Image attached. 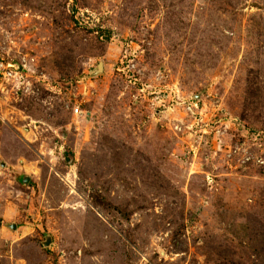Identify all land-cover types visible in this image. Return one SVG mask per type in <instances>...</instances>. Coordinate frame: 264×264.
<instances>
[{"label":"rangeland","instance_id":"obj_1","mask_svg":"<svg viewBox=\"0 0 264 264\" xmlns=\"http://www.w3.org/2000/svg\"><path fill=\"white\" fill-rule=\"evenodd\" d=\"M0 63V264H264V0H0Z\"/></svg>","mask_w":264,"mask_h":264},{"label":"built area","instance_id":"obj_2","mask_svg":"<svg viewBox=\"0 0 264 264\" xmlns=\"http://www.w3.org/2000/svg\"><path fill=\"white\" fill-rule=\"evenodd\" d=\"M5 70H6V67L4 66V64L0 63V78L2 75L3 76L11 75L9 73H5L6 72ZM180 104L183 106L185 110H188L191 113H193L194 110L198 109V104L192 101L189 103L187 101H180ZM78 113H79V109H76L75 114H78Z\"/></svg>","mask_w":264,"mask_h":264},{"label":"water","instance_id":"obj_3","mask_svg":"<svg viewBox=\"0 0 264 264\" xmlns=\"http://www.w3.org/2000/svg\"><path fill=\"white\" fill-rule=\"evenodd\" d=\"M22 70V69H21Z\"/></svg>","mask_w":264,"mask_h":264}]
</instances>
